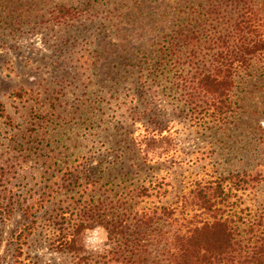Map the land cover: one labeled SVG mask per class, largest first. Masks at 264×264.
I'll return each mask as SVG.
<instances>
[{
	"label": "rangeland",
	"instance_id": "374dc122",
	"mask_svg": "<svg viewBox=\"0 0 264 264\" xmlns=\"http://www.w3.org/2000/svg\"><path fill=\"white\" fill-rule=\"evenodd\" d=\"M212 1L0 0V103L11 120L0 123V189L32 201L37 195L26 192L51 185L46 178L54 172L64 179V163L101 178L103 187L138 185L165 171L171 204L212 171L257 170L264 179V70L252 66L235 76L225 123L200 124L188 117L190 90H176L174 71L156 63L172 30L195 23ZM225 12L223 20L232 15ZM156 128L173 146L157 162L156 145L144 152L133 144ZM66 200L59 196L36 215L24 248L28 264L72 262L57 247L53 224ZM262 204L264 181L242 207ZM21 221L14 210L1 222L0 264L8 263L9 235ZM76 243L90 256L109 249L96 226Z\"/></svg>",
	"mask_w": 264,
	"mask_h": 264
},
{
	"label": "trees",
	"instance_id": "16d2710c",
	"mask_svg": "<svg viewBox=\"0 0 264 264\" xmlns=\"http://www.w3.org/2000/svg\"><path fill=\"white\" fill-rule=\"evenodd\" d=\"M206 9L198 11L195 23L183 21L172 30L156 63L174 71L176 90H190V119L219 124L232 113L235 76L252 66L264 70V0H213ZM222 10L232 15L223 20ZM10 121L0 103V123L8 127ZM166 139L156 128V135L133 144L144 152L153 150L149 144L156 145L157 162L173 151ZM64 164V179L61 173L43 174L51 185L26 192L29 197L35 192L32 201L0 189V237L1 222L14 210L22 219L9 235L7 264H28L24 248L36 228V215L59 196L69 202L55 209L56 243L72 255L70 264H264V204L242 207L243 197L263 184L260 171H212L171 204L173 183L165 171L138 185L103 187L101 178ZM93 226L105 230L109 249L90 256L76 240Z\"/></svg>",
	"mask_w": 264,
	"mask_h": 264
}]
</instances>
